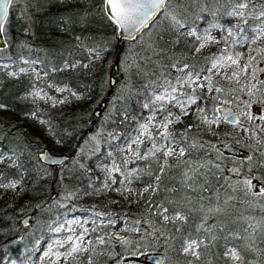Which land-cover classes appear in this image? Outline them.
<instances>
[{
  "label": "trees",
  "instance_id": "obj_1",
  "mask_svg": "<svg viewBox=\"0 0 264 264\" xmlns=\"http://www.w3.org/2000/svg\"><path fill=\"white\" fill-rule=\"evenodd\" d=\"M240 2L167 0L166 8L148 25L151 28L141 40L136 41V35L133 39L116 41L115 26L104 14L102 0H65L62 4L58 0H14L6 18L7 45L0 50L5 55L1 61H10L9 68L16 69L21 64L19 55L23 54L35 60L45 74L37 82L30 72L11 76L7 66H0V104L5 105L0 108V153H10L16 159L14 165L1 164L0 174L3 182L26 177L23 194L12 209L0 193V264L9 259L29 262L56 220L95 210L110 222L97 224L93 220L88 251L81 264H89V257L91 264H117L125 257L152 251L160 252L169 264H234L225 256L228 246L234 247L242 257L236 264H264V197L246 192L239 184L245 177H251L264 185V166L260 163L264 162V131L254 129L255 132L246 133L244 140L238 142L239 151L230 153L218 147L232 142L229 133L219 132L214 139L199 121L187 132L186 140L181 135L175 137L187 151L184 157L167 158L163 174L156 157L135 159L127 164L137 170L139 178H134L135 182L157 189L151 191L147 201L125 204L116 191V173L111 187L102 186L106 178L104 168L115 157L109 156V152L150 112L151 109L142 107L150 101V92L174 85L187 72L207 76L213 59L226 52L230 38L225 27L231 23L227 14ZM247 3L245 16L238 24L249 31L252 25H261L258 13L264 11V0H247ZM165 12L175 15L184 27L193 29H208L219 23L222 46L196 53L193 38L181 36V28L177 30L165 19ZM242 20H247V24ZM92 49L100 50L101 57L90 62L94 56L90 53ZM120 58L129 64V75H122L118 69L116 83L106 95L109 89L106 74L110 65ZM85 62H89L87 67ZM63 64L76 67L67 69ZM184 64L188 65L187 69L179 71ZM260 69H264V63H258L255 58L246 73L255 82L258 94L264 88V71ZM46 81L68 84L82 97L77 102L70 95V106L58 110L42 107L38 112L49 123L42 131L51 133L52 138L62 143L61 153L72 154L65 164L54 166L40 163L35 153L42 145L26 140L36 134L34 129L18 127L19 116L33 109L22 94L33 84L43 85ZM216 84L223 91L207 98L208 103L203 106L206 113L214 112L213 97L228 98L237 108L250 102L249 94L241 91V87L226 81ZM184 90L189 89L184 87ZM103 98L105 106L100 116L94 117L91 111L95 106L91 107ZM254 99L256 121L263 124L260 117L264 116V98L259 94ZM246 126L252 129L249 124ZM110 134H116L117 139H111ZM192 143L203 147L192 148ZM247 157H252V161ZM187 161L192 162L191 169ZM201 164L205 166L199 167ZM232 169H239L240 174ZM185 172L191 179L185 178ZM64 190L68 194L61 202L50 197L51 191ZM135 197L138 199V195ZM161 206L168 209L169 217L179 212L186 219L165 222L159 215ZM218 208L220 211H216ZM20 213L30 214L29 222L33 221L30 228H27L29 222L24 227L20 225ZM134 228L139 232L132 234ZM121 229L127 233L113 237L112 233ZM98 237L105 242L97 243ZM191 239L203 241L197 249L199 258L182 251L184 241ZM124 240L132 243L126 244Z\"/></svg>",
  "mask_w": 264,
  "mask_h": 264
},
{
  "label": "rangeland",
  "instance_id": "obj_2",
  "mask_svg": "<svg viewBox=\"0 0 264 264\" xmlns=\"http://www.w3.org/2000/svg\"><path fill=\"white\" fill-rule=\"evenodd\" d=\"M64 1L65 0H58L59 4L64 3ZM234 9H235V7L231 8L228 11V13L232 12ZM228 17L231 19V23L226 25L225 29L227 32V36L230 38L229 45H228L229 47L226 48L225 53H222V54L218 55L217 57H215L213 59V61L211 62L209 68H208L207 76L211 77V83L213 85V90L211 92H209L207 87H205L203 89L197 87L196 88L197 95L203 94V96L206 98L198 100L195 105L190 107L188 109L190 115H187V116H183L180 112L179 106L175 105L174 103H169V102L165 101V102H158L157 104L153 105L152 106L153 108L158 109L159 103H163L165 110L164 111H159V110L152 111V110H150L149 113L144 115L138 121L134 130L130 133V135L125 140H123L119 144L120 146H124L125 141L128 140L129 137L135 138L137 135H139V125L147 123L148 117L150 115H154L156 117V119H155V121L152 122V124L149 125V132L152 135L153 140H149V139L145 138L144 142L139 147V152L141 153V155H143L150 150L151 144L153 142L164 143V144L167 143V141L163 140L157 133L163 130V129L159 128L158 125L165 122V118L168 116L169 112L173 113L174 116H181V122L168 125V131L170 133H172L175 137L180 136L183 133V130L185 127H187L189 124L193 125V124H196L197 122L200 121L198 119L199 113H197L195 111V109L203 107L204 105H206L208 103L207 98L212 97L216 94L215 88L218 87L216 82L226 81L227 83H229L235 87H241L242 85H244L245 82L247 83L249 81H251L252 83H255L251 76H249V77L246 76V73H241L238 81L234 78L233 79H226L225 78L226 75L230 77L232 75L233 71L239 70L235 65H233L231 67H220L218 65L217 69H212L211 71H209V69H211V65L214 61L219 60L221 62V64L227 65L229 62L225 58L229 55L233 56V58H237V56H236L237 53H243L244 54L238 58V63H239L240 68H242L245 64H248V63L252 64V61L249 60V57H255L256 60L258 61V63H264V36H261V38L259 40H256L255 42H251L249 39H244L242 42H240L241 38L244 34H247L248 37H251L253 35L252 29L256 28L257 26H260V25L254 24L250 27V29L248 31L246 29H243L238 24V21L240 20L241 17L229 16V15H228ZM214 25H218V27H215V28L209 27L208 28L209 29L208 34H210L212 37H214L218 42L208 44L207 46L202 48L199 52H197L195 49L196 53L208 52L212 49H218L219 47L222 46V44H221V40H222L221 25L219 23H216ZM236 25H239V27H233ZM150 28L147 26L145 29H143L140 33H138L135 40L136 41L141 40L142 36L147 34L149 32ZM189 30H196L198 34H204L205 33V28H202V27H199L197 29H193L191 27H183L179 30V34L181 36H188L187 33ZM229 30L231 31V35H229ZM92 50H94V51H90V53H93L94 56L91 57L90 62L97 61L101 57V51L100 50H98V49H92ZM124 54L125 53H123V55ZM3 56H5L4 53L0 52V66L1 67L7 66L8 67L7 73L8 74L9 73H18V72H20V69L23 68V69H26V71L22 72V73L30 72L33 74L32 77L34 80L36 79L37 82L42 81V77L45 74V72L39 67L38 63L35 60H33L32 58H27L23 54L19 55V61L21 62V64L16 69H13V68H9V65L11 63L10 61H1ZM116 61H117L120 73H122V75L128 76L129 75V69H130L129 64L124 62L123 58L117 59ZM88 65H89V62L84 63L85 67H87ZM62 67L69 69L71 67V64H63ZM188 73H191V72L184 73L180 77L187 76ZM192 74H193V79H195V74H199V76L201 78L199 82H204L203 81V77H205L204 75H202L200 73H192ZM107 76H108V74H106V77H105L106 79H107ZM176 84H177V79L175 80L174 85H176ZM193 86H195V85H193ZM178 87H179V85H178ZM184 87H187L189 90L188 91L184 90ZM34 88L41 90L42 94L46 93L47 97H52L53 99H48L46 97L43 100H34L31 96L28 95V93L33 91ZM56 88H62V89H65V91L62 93L57 92ZM168 91H170L169 87L168 88L161 87V88H158L156 90H153L150 92V100L153 99L154 94H160V93H164V92H168ZM253 92H254V95H249L250 96V99H249L250 102L248 103L247 108H245V105H243L240 108L234 107V105L231 103L230 100H228V98L216 97V99H215L216 104L226 103V104H229L230 106H232L236 110L238 116H240L242 127L233 126L229 123L224 122L222 119H221L219 124H205L207 127V130L210 132L211 137L216 139L217 134L219 132H228L229 133L228 139L230 141H232V142H229V144H232V145L239 147L238 142L243 141L244 136L246 135V133L244 131V128H247L246 124H249L252 127V129H251L252 132H255L254 129H259L260 131H264V123L260 124L259 122L256 121L258 111L256 109V103L257 102H256V99H254L259 94H260L261 98H264V88L259 90V94H258L257 88L253 89ZM71 93H74V92L72 91L71 87H69L68 84L64 83V84L56 85V84L52 83L51 81H46V83L43 85L33 84V86H30L22 94V97L24 98V100H26L33 109L31 111H29L27 113H23L19 116L20 123L18 124V127L23 128V129H34V131L36 132V134L33 137H31V138L27 137V139H26L27 141H31L30 143H32V144L34 143L36 145L45 146L51 152L61 153L62 143L58 139L52 138L51 133L46 134L45 131H42V129L44 130V128L49 127V123H48L47 119L45 117H43L42 115L38 114V112L42 107H51L54 110H58V109L62 108L63 106H70L71 105L70 95H72ZM75 94H76L75 96H73V95L72 96L77 100V102H80L82 100L81 95L79 93H75ZM184 94H189V95L191 94V88L188 85H184L183 87H179V91L177 93H174V95L179 97L181 100L184 99ZM61 99L64 100V103H62V104L61 103H55L54 104V101H59ZM94 106H96V104H94L91 108H93ZM33 112L37 113L36 118H32L31 113H33ZM245 112L251 113L252 115H254L256 117V119L254 121L250 122L246 115L241 116V113H245ZM206 115L209 117V119H216L217 117H221L216 113V111L208 112V113H206ZM41 120L44 121V123H41L40 122ZM0 121H1V119H0ZM36 130H38V131H36ZM153 130H155V132ZM254 140L257 141V139H254ZM261 140H263V138H261ZM133 147L135 148V145H133ZM176 147H177V151H178L179 144ZM0 156L5 157L4 161L0 162V165L1 164L14 165L16 163L15 157L10 153L9 154L8 153L7 154L6 153H0ZM125 157H128V159L130 161H133L136 159V157L134 155L127 153V152L116 153L115 157L112 158L111 163H109L104 168L106 178L102 182V186H104L105 184L110 185L112 183V181L114 179V173H116V172H112L111 174H109L107 169L111 168V166L113 165V162L115 161V163L121 167V170L123 173V174L116 173L118 175V181H117V186H116L117 189H123V188L137 189L138 188V190H140V193L138 195V199L135 197V194L133 192H130V191L119 193L123 202L125 204H134V205L137 203V201H140L141 203H143V202L147 201V199L151 193V190L149 192H143L142 191L145 187L148 186L147 183L135 182V180L133 178L130 181H124V183L121 184V181L124 180V176L127 175L128 171L131 169H134V167H129L128 165L124 164ZM162 157H163L162 153H157L156 158L159 161L158 162L159 165L163 164V162H164V159ZM72 159H76V157L73 156ZM137 176H138V174H137ZM25 179H26L25 176H23L22 179H20V181H22V182H21V184L18 187L16 192H13L11 190L5 191L3 188H0L1 196H4L6 199H8L10 209H12L16 205L17 199H19L22 196L23 192L21 193L20 189L21 188L24 189V180ZM15 180H19V179L8 178L6 181H4V183H7L9 181H15ZM253 182L257 183L258 181L254 180ZM104 191H106V190H104ZM253 191H256V189H253ZM66 194H68V192L65 190L61 193L56 192L53 199L55 201L61 202L66 197ZM112 197H114V195H112ZM22 214H24V213L18 214V218ZM70 220H78V221H80V224L79 225H75V224L70 225L67 223ZM93 220H95L97 224H104V223L110 222L109 219L104 217L101 213H99L96 210L63 216L62 218L56 220V222L49 228V232L43 237V242H42L40 248L29 259V262L21 261V260H15V259H9L8 261H6L2 264H54L55 258L53 256H49V257H46L44 259H41L43 252L48 248V245L57 239L63 240L68 235H80V233L83 231V229H85V228L88 230L90 229ZM32 222H33L32 220L29 222V224L27 225V228H30V226L32 225ZM61 224L64 225V228L60 232L52 231V229L59 227ZM69 228H75L76 229L75 233L68 231ZM135 229L136 228H134L133 231H131L132 234L138 233L137 231H135ZM119 231L122 232L123 235L127 233L126 229H121ZM107 237L110 238L111 234L108 233ZM89 238H90V233L88 231V233L83 238V243L86 246H88ZM229 248H234V247L228 246L227 250ZM56 250L65 251V249H63V248H60V249L54 248L53 249V251H56ZM152 252H156V251H152ZM146 253H148V252H144L142 254H139L136 257H134V256L125 257L121 260V262H119L117 264H134V263L150 264L143 257ZM186 254L192 255L191 253H186ZM85 256H86V252L77 253L75 255V259H73L70 262V264H81V260ZM238 262H239V260H237V261L232 260V263H234V264H236ZM55 264H66V262L61 258L59 261H55ZM161 264H169V263L164 262V257H163V262Z\"/></svg>",
  "mask_w": 264,
  "mask_h": 264
},
{
  "label": "snow or ice",
  "instance_id": "obj_3",
  "mask_svg": "<svg viewBox=\"0 0 264 264\" xmlns=\"http://www.w3.org/2000/svg\"><path fill=\"white\" fill-rule=\"evenodd\" d=\"M14 3V0H0V37H2L3 33L5 32V23L6 18L9 13V6ZM167 0H103V4L105 5V11L107 13L108 19L111 20L119 29L126 30L131 34L132 32H139L142 27H146L148 21L153 18L158 12L166 8ZM248 7L247 0H242V2L237 3L235 6V9L228 13L229 16H239L243 18L245 16V9ZM165 19H169L174 26L177 27V30L180 28H183L184 26L180 23V21L177 19V17L171 13L165 12ZM258 18L261 20V25L257 26L256 28L252 29L253 35L251 37H248L247 34H244L241 38L242 42L244 39H249L251 42H255L256 40H259L261 36H264V11H260L258 13ZM244 24H247V20H242ZM218 27V25H211L210 28ZM233 27H239V25L233 26ZM209 33V29H205L204 34H198L196 30H189L187 35L190 38H193V47H195L196 51L199 52L202 48L207 46L210 43H217L218 41L212 37ZM229 35H231V31L229 30ZM94 51V50H90ZM223 51V50H222ZM244 55L243 53H237V58H233V56L229 55L225 59L229 62L227 65L221 64L219 60H216L212 63L211 71L212 69H217L218 65L220 67H231L235 65L239 70L233 71L232 75L225 76L226 79H236L239 80V76L241 73H248L251 68V63L245 64L242 68L239 67L238 58L240 56ZM249 60H255V57H249ZM71 67H76L75 64L71 65ZM173 68L176 67L175 64L172 65ZM188 65L184 64L182 68L179 69V71L183 72L185 69H187ZM26 69H20V72H25ZM34 71V70H33ZM260 71H264V69H260ZM11 76H16L17 73H9ZM254 72H253V78H254ZM39 78V77H38ZM199 74H195V79H193V74L188 73L187 76L184 77H178L177 78V84L176 85H170V91L160 93V94H154V97L152 100H150L148 103H144L142 107L145 109H151L152 111H164V105L163 103H159V108H153L152 106L157 104L158 102H169L174 103L175 105L179 106L180 112L183 116L190 115L188 109L195 105L198 100L205 99L206 97L201 95H197L196 88H205L207 87L208 91L211 92L213 90V85L211 83V77L205 76L203 77L204 82L200 81ZM183 87L184 85H188L191 88V94H184V99L181 100L179 97L174 95V93H177L179 91V87ZM195 85V86H193ZM256 88V84L252 83L251 81L245 83L241 86V91L246 90L249 95H254L253 89ZM57 92H64L65 89L62 88H56ZM215 91L217 93H220L223 91L222 88L216 87ZM235 91V89H233ZM73 96H75V93H71ZM29 96H31L34 100H43L47 97L46 93L42 94L41 90L35 89L28 93ZM48 99H53L52 97H47ZM213 99H216V97H213ZM55 103H64V100L61 99L59 101H54ZM5 105L0 104V108H4ZM219 107V106H217ZM248 105H245V108H247ZM195 111L199 113L198 119L200 120L201 124H219L221 119L229 123L233 126H240L241 125V119L240 116H237L235 113H233L230 110H225L223 117H217L216 119H209V117L206 115V110L204 107L196 108ZM213 111H216L214 109ZM37 113L33 112L31 113L32 118H36ZM246 115L248 120L250 122L254 121L256 117L252 115L251 113L245 112L241 113V116ZM156 117L154 115H150L148 117V122L144 124L139 125V135H137L135 138L129 137L128 140L125 141L124 146L117 145L114 148V151L109 152V156H114L115 153H130L136 157V159H148L149 157H156L157 153H162V156L165 158V163L160 165V173L163 174L165 171V168L167 167V158L172 157L173 155H176L177 157H184L187 149L181 144L179 145L178 151H177V145L178 141L176 140L175 136L168 131V125L173 123H179L181 122V116H174L173 113L169 112L168 116L165 118V122L158 125L159 128L163 129L162 131L158 132L157 134L165 141H167L166 144L164 143H157L153 142L151 144L150 150L141 155L139 152L140 145L144 142V139L147 138L149 140H153L152 135L149 132V125L152 124L153 121H155ZM261 120H264V116L260 117ZM41 123H44V121H40ZM193 127L192 124H189L187 128L183 131L181 134V139L186 140L187 139V132L191 130ZM245 133H248L251 131V129L244 128ZM111 139L115 140L117 139L116 134H110ZM135 145V148L133 147ZM192 148L196 147H203L202 144L192 143L190 145ZM42 158H46V154H42ZM5 157L0 156V162H3ZM247 160L249 162L252 161V157H247ZM130 162L128 157H125L124 164L127 165ZM188 167L191 169L192 162L187 161ZM261 166H264V162H260ZM205 165L201 164L199 167H204ZM109 174L112 172L116 173H122L121 167L113 162V165L111 168L107 169ZM234 173L237 175L240 174L239 169H232ZM249 172H251V163L249 166ZM148 175H152L151 172H148ZM186 179H191L188 172L184 173ZM139 177L137 176V170L131 169L128 171L127 175L124 176V180L121 181V184L124 183V181H130L131 179ZM160 180V176H156L157 183ZM22 181L15 180V181H9L7 183L3 182L2 174H0V188H3L5 191L11 190L13 192H16L18 187L20 186ZM239 184L243 186V189L248 192L252 193L253 195L264 197V185H261L257 188V185L253 183V179L251 177H245L244 179L239 181ZM104 187L108 188L111 187L108 184H105ZM253 189H256V191H253ZM155 192L157 189L154 188L152 185H148L145 187L142 191L143 192H149V191ZM24 191L23 188L20 189V192L22 193ZM118 193L122 192H133L136 195H139L140 190L137 189H116ZM211 211V210H210ZM216 211H220V209H216ZM168 209L163 208L161 206V211L159 212V215L162 216L163 220L165 222H168L169 220L175 221H184L186 218L181 213L177 212L173 217H169L167 215ZM99 215V214H98ZM70 225H79L80 221L78 220H70L67 222ZM111 223H115V221H111ZM202 227V225H201ZM64 228V225L61 224L59 227L52 229V231L60 232ZM68 231L75 233V228H69ZM88 229H83V231L80 233V235H68L65 239L60 240L57 239L54 242L50 243L48 245V248L43 252V255L41 259H44L49 256H53L55 258V261H59L61 258L66 262V264H70V262L75 259V255L77 253L81 252H87L88 247L83 243L84 236L88 233ZM135 231L139 232V229H135ZM105 241L102 237L97 238V243L103 244ZM126 244H131V241L124 240L123 241ZM203 241H198L195 239L191 240H185L184 246L182 248V251L184 253H191L193 256L199 258V252L197 249L201 246ZM60 249L63 248L65 251H53V249ZM133 255H136V252L132 253ZM225 256L230 258L233 261L242 260V257L240 256L239 252L235 248H229L225 252ZM89 264H91V257H89ZM159 264V262H157Z\"/></svg>",
  "mask_w": 264,
  "mask_h": 264
},
{
  "label": "water",
  "instance_id": "obj_4",
  "mask_svg": "<svg viewBox=\"0 0 264 264\" xmlns=\"http://www.w3.org/2000/svg\"><path fill=\"white\" fill-rule=\"evenodd\" d=\"M102 8H103L104 14L107 16V13L105 11V5L103 4V0H102ZM158 14H159V12L153 18H151L148 21L147 26L155 19V17ZM107 18H108V16H107ZM114 26H115V40L116 41H119L120 39H133L136 35H138V33H140L143 29H145L147 27V26L142 27L139 32H132L131 34H129L128 31L119 29L115 24H114ZM6 45H7V40H6L4 33H3L2 37H0V50L5 48ZM118 69L119 68H118V65L116 62H113L110 65V69H109L108 76H107V84H108L109 89L106 90V92H105L106 95L110 94L111 88L116 83ZM104 106H105V99L103 98L92 109V111H91L92 115L94 117H99ZM217 106H219V107H217ZM215 109H216V113L221 117H223L225 110H230L238 116L236 110L232 106H230L229 104H226V103L216 104ZM218 147L221 150L227 151L230 153H237L239 151V148L237 146L229 144V143L221 144ZM35 154H36V157L40 163L48 165V166L60 165L64 162H66L67 160H69L70 157L72 156L71 153H54V152H51L45 146H42L40 149H38ZM42 154H46V158H42ZM253 183L257 185V188L262 185L258 182L257 183L253 182ZM55 194H56L55 191H51L50 197L53 198L55 196ZM29 218H30L29 213L22 214L19 217L20 225L23 227L26 226L29 222ZM112 235H113V237H122L123 233L120 231H114L112 233ZM143 257L150 264H157V262H159V264H161L163 262V255L160 252H148Z\"/></svg>",
  "mask_w": 264,
  "mask_h": 264
}]
</instances>
